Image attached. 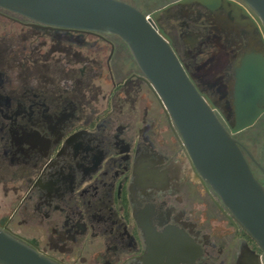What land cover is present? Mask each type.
I'll list each match as a JSON object with an SVG mask.
<instances>
[{"label":"flooded vegetation","instance_id":"obj_1","mask_svg":"<svg viewBox=\"0 0 264 264\" xmlns=\"http://www.w3.org/2000/svg\"><path fill=\"white\" fill-rule=\"evenodd\" d=\"M122 1L145 14L158 11L153 23L221 122L232 126L244 61L264 64V27L254 11L243 0H219L212 8L195 0ZM0 17L38 37L92 34L111 46V88L102 109L99 87L98 95L84 99L70 91L64 74H50L60 70L61 53L29 59L31 52L19 61L13 48L0 47L1 229L59 264H264V252L202 181L139 70L114 75L108 37L115 35L35 25L3 9ZM210 51L214 57L203 65ZM218 58L213 84L206 76ZM8 69L15 75L6 76ZM142 84L160 110L138 92L130 96ZM263 133L264 111L234 134L260 182Z\"/></svg>","mask_w":264,"mask_h":264},{"label":"water","instance_id":"obj_2","mask_svg":"<svg viewBox=\"0 0 264 264\" xmlns=\"http://www.w3.org/2000/svg\"><path fill=\"white\" fill-rule=\"evenodd\" d=\"M187 1L192 0L176 3ZM195 1L209 8L219 4ZM243 1L264 27V0ZM0 8L35 25L117 36L173 123L202 181L264 252V182L254 176L234 137L264 111L261 59L244 61L245 70L235 85L234 121L227 129L212 101L191 80L169 37L153 23L158 11L145 14L122 0H0ZM0 264L59 263L0 228Z\"/></svg>","mask_w":264,"mask_h":264},{"label":"rangeland","instance_id":"obj_3","mask_svg":"<svg viewBox=\"0 0 264 264\" xmlns=\"http://www.w3.org/2000/svg\"><path fill=\"white\" fill-rule=\"evenodd\" d=\"M148 1H150L151 6L154 5L155 1ZM11 16L13 18H17V16L15 15ZM32 33L33 32L31 31V29L24 27V25H21L17 21L0 18V47H2L4 50L13 48L12 50L17 52L19 61H22V59H24L25 54L29 55L31 52L33 55L30 54L29 59H31V56L32 58L35 57L42 59V54H45V56L49 59H56L57 57H61L57 52H51V48L57 47V45L70 46L72 50H76L83 56H86L90 61L92 60L93 63L90 66L96 73V79H94L93 84L94 87L97 86L101 90V94L98 98L96 106L99 109H102L105 105V99L103 96H105L108 90H110L111 88L109 72L106 69V61L111 49L110 44L104 42V40L92 34L84 35L78 33H68L64 37H56L55 35L38 37L35 34V31L33 35ZM108 39L113 44V52L111 53L112 55L109 65L114 75H116L117 79L126 77L131 73L136 72L137 67L133 61V58L124 44L121 42V40L116 36H110L108 37ZM213 57L214 56L211 54V51L209 52V54H204L202 56L204 60L202 64H205L206 66L210 65V61L213 59ZM220 60V58L215 59L213 68L211 67V69L208 70L209 74L212 69L214 72L215 66L218 67ZM74 67L81 68L80 65H75ZM5 73L9 78L15 75V73L13 71H10L9 69L6 70ZM214 74L215 73L206 76V79L210 80V82H212L213 84L219 81L218 76L215 77L213 76ZM137 92V96H144L146 102L150 104L153 110H160L158 103L156 102L148 87H146L144 84L140 85L139 87L136 86V88L132 89V91L130 92V96L133 97ZM259 123L260 120L254 127L250 128L248 132L256 131L258 129ZM262 140H264V133ZM10 198L11 197H9L6 202H8ZM12 227L17 228L14 227V225ZM31 231L35 232V230L32 229Z\"/></svg>","mask_w":264,"mask_h":264},{"label":"trees","instance_id":"obj_4","mask_svg":"<svg viewBox=\"0 0 264 264\" xmlns=\"http://www.w3.org/2000/svg\"><path fill=\"white\" fill-rule=\"evenodd\" d=\"M52 51L61 53L62 57L58 60L63 59L64 62L61 63L60 70L57 68L58 71L52 70L50 74H64L65 79L69 81L70 91L79 93L83 98L85 96L87 98L95 97L100 93L99 88L93 85L96 73L90 66L93 63L92 60L90 61L80 52L72 50L70 46H57L52 48ZM77 63L80 64L81 68L73 67Z\"/></svg>","mask_w":264,"mask_h":264}]
</instances>
